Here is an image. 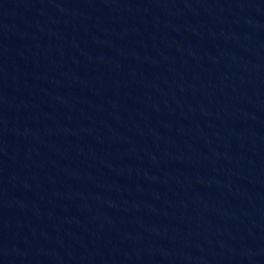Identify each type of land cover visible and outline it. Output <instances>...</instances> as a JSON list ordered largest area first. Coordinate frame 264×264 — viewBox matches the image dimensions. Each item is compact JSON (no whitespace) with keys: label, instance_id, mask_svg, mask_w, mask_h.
I'll use <instances>...</instances> for the list:
<instances>
[{"label":"water","instance_id":"obj_1","mask_svg":"<svg viewBox=\"0 0 264 264\" xmlns=\"http://www.w3.org/2000/svg\"><path fill=\"white\" fill-rule=\"evenodd\" d=\"M0 264H264V0H0Z\"/></svg>","mask_w":264,"mask_h":264}]
</instances>
